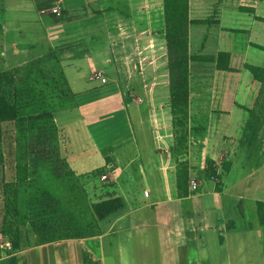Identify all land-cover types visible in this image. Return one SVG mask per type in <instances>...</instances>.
Masks as SVG:
<instances>
[{
  "label": "crops",
  "instance_id": "obj_1",
  "mask_svg": "<svg viewBox=\"0 0 264 264\" xmlns=\"http://www.w3.org/2000/svg\"><path fill=\"white\" fill-rule=\"evenodd\" d=\"M91 1H55L60 13L69 16L51 22L58 41L50 42L51 51L69 95L53 111L57 146L72 177L103 182V193L97 192L93 203L117 195L125 208L99 221L91 207L89 225L96 230L88 236L78 232L10 254L0 245V264H264L257 212V202H264V82L246 69L264 68V21L258 19H264V0H189L191 21L217 22L191 24L190 54L229 53L233 70L190 62L189 142L183 160L199 187L192 192L189 182L187 197H179L177 188L163 0H126L124 9L113 11L92 8ZM108 11L116 15L111 18ZM7 13L6 8L0 17V33L4 45L13 46L12 65L18 66L30 58L20 63L13 58L37 46L18 48ZM98 20L108 27L96 30ZM96 31L108 33V51L103 52L107 73L99 71L102 64L84 47L86 38L95 41ZM159 45L163 58L142 63L138 55L145 51L152 58ZM118 60L122 69L117 75ZM97 73L107 82L95 79ZM113 76L121 78V87L111 83ZM210 167L217 177L208 176ZM248 203L257 220L254 215L249 219Z\"/></svg>",
  "mask_w": 264,
  "mask_h": 264
},
{
  "label": "rangeland",
  "instance_id": "obj_2",
  "mask_svg": "<svg viewBox=\"0 0 264 264\" xmlns=\"http://www.w3.org/2000/svg\"><path fill=\"white\" fill-rule=\"evenodd\" d=\"M55 1L0 0V17L5 14L7 8L6 18L8 22L6 24L9 26L11 33L17 34L21 44H19L18 48L22 46L21 48L25 49L24 44L31 43H36L35 46H37L33 53L14 57L13 60L19 63L24 62L27 58L30 59L18 66H13L14 48L9 44L4 45L6 38L0 33V70H17L15 71V78L19 81L18 87L20 88L17 99L20 102L21 115L24 116L59 109L65 105V99L69 98L62 83L58 60L51 54L50 45L52 42H56V44L58 42L56 41L57 34L51 31V22L55 23L61 19H69V16L64 13L59 16L52 13V7L61 10L59 4L55 5ZM91 2H93V4L91 3L92 8L100 5L105 9L111 7L112 11L114 9L122 10L126 7V0H93ZM112 11H108L111 18L116 15ZM60 12L62 13V11ZM86 24L85 26H87ZM108 25V22L104 23L98 20L95 29L103 30ZM19 27L23 29L22 34L16 32ZM95 29L93 31L91 29V32L93 33ZM96 32L95 41L86 38L84 47H87L90 54L96 58L95 60L102 64L98 65L99 71L107 73L109 67L105 65L103 52L108 51V49L104 50L108 33L105 32L103 37L99 31ZM84 34L88 36V31L84 32ZM126 35L124 33L122 36ZM98 37L100 39L97 42ZM108 45L111 44L109 43ZM28 50L31 51V49ZM163 50V46L159 45V50L152 55V58L145 51L138 56L141 57L142 63L148 65L153 60H161L163 58ZM159 52L162 56L159 55ZM118 61L119 63L115 64L116 71H118L117 75L122 69L121 61ZM83 62L84 64L87 63L85 60L82 61V64ZM85 69L88 72L87 66ZM145 73H150V70L146 69ZM120 79V77L113 76L111 77V83L115 82L121 87ZM3 89L4 93L12 100L15 94V86L4 84ZM26 128L28 130H23V128L17 127L15 124L3 125L2 139L0 141V245L4 247L2 249L9 250L11 247L6 246L9 243V238L5 239L2 235L4 227L10 228L12 233H19L22 247H27L37 242H45L54 235L59 236V233L67 230L68 225L77 227L78 232L85 236L93 233L96 227L95 225L91 226L92 224L89 225L91 222V207L94 204L93 201L97 200L96 193L99 191L103 193L104 184L102 181L82 180L72 177L70 172L67 171L64 160L59 161L51 157L39 158L37 156L35 158L36 167L29 169L27 182L22 185L17 184L15 176L16 165L20 160L25 159L26 152H24V147L38 133L39 126ZM16 139H19L20 149H17ZM57 143L60 145L61 142L58 141ZM259 175L262 176L263 172ZM257 187L258 185L255 184L254 188ZM260 190L263 192V187H260ZM98 198H101V196ZM17 211L22 214H17ZM246 211L248 217H250L249 219L252 220L254 215L257 220V212L253 205L246 204Z\"/></svg>",
  "mask_w": 264,
  "mask_h": 264
},
{
  "label": "trees",
  "instance_id": "obj_3",
  "mask_svg": "<svg viewBox=\"0 0 264 264\" xmlns=\"http://www.w3.org/2000/svg\"><path fill=\"white\" fill-rule=\"evenodd\" d=\"M253 13V9H245ZM163 13L165 23V40L167 46L170 105L173 117V127L175 134V155L177 157V188L179 197L189 195L190 166L187 160H183L188 153L189 142V106H190V62L203 61L214 62L219 70L232 71L230 67L231 55L220 52L217 56H193L189 51V28L191 24H213L217 23L213 19L191 21L189 17V0H163ZM263 20V18H258ZM58 60L57 54L52 52ZM59 62V61H58ZM246 69L251 72L255 80L264 82V68L253 65H246ZM0 70V141L2 139L3 125L15 124L17 127L28 130L26 127L39 126L38 133L28 141L24 147L26 157L16 165V182L18 185L25 184L29 178V169L36 167L35 158H52L61 161V155L57 146L58 133L54 122V110L42 111L33 115H21L19 96V81L16 80V72ZM21 82V81H20ZM65 83V82H64ZM63 83V84H64ZM4 84L14 85V96L11 100L4 93ZM67 93V89L65 90ZM251 121L254 112L251 111ZM17 149H20L19 139H16ZM56 143V144H55ZM55 144V145H54ZM23 150V149H22ZM107 163L111 160L107 157ZM69 173V172H68ZM210 178L217 177L216 169L210 167L207 171ZM97 220L102 221L125 208L122 197L113 195L105 200L98 201L92 206ZM257 212L259 222L264 231V202H257ZM19 211H17V214ZM21 213V212H20ZM19 213V215H20ZM22 214V213H21ZM60 235H54L45 242H54L61 239L78 236V229L74 226H67ZM3 237L9 238V254L22 249L21 236L19 233H12L11 229H2Z\"/></svg>",
  "mask_w": 264,
  "mask_h": 264
},
{
  "label": "built area",
  "instance_id": "obj_4",
  "mask_svg": "<svg viewBox=\"0 0 264 264\" xmlns=\"http://www.w3.org/2000/svg\"><path fill=\"white\" fill-rule=\"evenodd\" d=\"M52 13L53 14H56V15H60V10L58 8H53L52 9ZM94 78L95 79H101V81L103 83H106L107 80L105 78H101V74L100 73H97L94 75ZM102 180H106L107 179V176L105 175H102ZM190 189L192 192H196L198 190V187H199V182L196 180V179H190ZM145 195L147 196L148 195V192H145ZM2 246V245H1ZM6 246L10 247L11 245L9 243L6 244Z\"/></svg>",
  "mask_w": 264,
  "mask_h": 264
}]
</instances>
